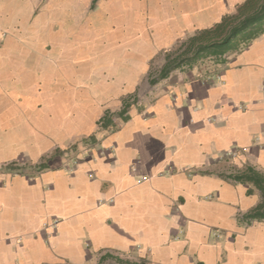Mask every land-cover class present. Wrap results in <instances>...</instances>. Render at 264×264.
Masks as SVG:
<instances>
[{
	"label": "crops",
	"instance_id": "crops-1",
	"mask_svg": "<svg viewBox=\"0 0 264 264\" xmlns=\"http://www.w3.org/2000/svg\"><path fill=\"white\" fill-rule=\"evenodd\" d=\"M156 1L102 60L79 0H0V264H264V225L239 222L259 194L233 179L264 173V36L161 77V48L217 21Z\"/></svg>",
	"mask_w": 264,
	"mask_h": 264
},
{
	"label": "trees",
	"instance_id": "trees-1",
	"mask_svg": "<svg viewBox=\"0 0 264 264\" xmlns=\"http://www.w3.org/2000/svg\"><path fill=\"white\" fill-rule=\"evenodd\" d=\"M264 35V0H242L235 6L234 14H225L208 28L195 31L168 52L160 76L165 77L172 69L191 66L200 59L211 58L215 63L224 62L230 52H239L254 40ZM175 56H170L171 53ZM235 181L250 184L247 194L254 189L259 201L244 213L241 218L246 224L252 221L264 222V173L247 167L241 174L234 176Z\"/></svg>",
	"mask_w": 264,
	"mask_h": 264
},
{
	"label": "rangeland",
	"instance_id": "rangeland-1",
	"mask_svg": "<svg viewBox=\"0 0 264 264\" xmlns=\"http://www.w3.org/2000/svg\"><path fill=\"white\" fill-rule=\"evenodd\" d=\"M203 1L205 2L204 6H203ZM241 1L242 0H193L192 3L196 4V3L202 2L201 3L202 6H199L197 4L194 6L195 10H196L195 11L196 17H199V15L196 14V13H198L199 10H202V11L205 10L202 13V15H203V17L201 18L202 20L203 19L207 20V17H209V18H215L216 21L218 22L223 15L234 14L236 4H238ZM156 2H157L156 0H118V2H115V0H79V4H80L81 9H84L86 11V14L84 17L86 19L84 21H87L90 18L91 21L89 23V28L90 29L94 28V30H95L94 32H89L88 35H90V37L96 36L95 41L93 42V44L90 45V48H91V50L94 51L95 55L97 54V58H99V59L102 58V60L107 58V54L110 53V48H111L112 41H113L114 37H116V38H120L121 36L125 37V35L120 31V29L122 27H123V30L129 29V27L126 24L127 22H131L133 20L135 21L136 18H138L139 19V25L143 24L144 28L146 30V28L149 27L150 21L153 17L152 15L154 14V16H156V14H157ZM74 3H76V0H74ZM159 3H160V5L165 7V9L169 8L168 0H159ZM84 5H85V7H84ZM64 6L67 7V5H64ZM65 7H63L60 10H57L56 13H55L54 8H51V10H50L51 14L52 15L54 14L56 16V18L53 19L55 21V28L56 29L58 28L57 27L58 23H56V20L59 17H61L63 19L65 24H66V22H68V23L70 22L68 17L71 16V14L68 10H65ZM168 12L170 13V10H168ZM205 13L207 14V17L205 16ZM66 14H68V16ZM160 14H162L160 16H163V12H160ZM172 14L173 13H170V15H172ZM157 16H158V14H157ZM179 18H183V16L179 15ZM81 21H82V18H81ZM194 21L195 20H193V23H194ZM123 25H125V26H123ZM119 27H120V29H119ZM163 27H164V24L161 22L159 25V32L160 33L162 32ZM191 27L192 26L186 27V31L181 32V34H179V32H177L176 33L177 38H176V41L174 42L175 44H173V43L167 44V45H165L164 48H161V49L162 50H168V51L175 50L176 47L181 46V44H183V42L185 40H187V38L192 36L195 33V31L205 28V27H203L200 29H196L194 31V28H191ZM168 32H171V30L168 29L166 31V34ZM139 35H140V26H139ZM141 40L144 43V47L147 46V44H146L147 40L144 37H141ZM152 48H153V42L151 43V45L148 46L147 50L149 52H151ZM120 50H121V48H115V49L111 50V52H113L115 54V53L119 52ZM161 61L159 60V62L157 63V67L161 66V63H160ZM214 78H215V76H214ZM107 117L111 118L109 115ZM109 120H111V119H109ZM109 120L106 119L104 121H101L99 123V125H105L104 122H106V121L108 122ZM108 123H111V122H108ZM89 140L90 139L88 137L86 139H84L85 142H89ZM236 151L238 152V154L241 153L240 149H238ZM226 158L228 159V157H226ZM239 219H240V221H239L240 224H246V222L244 223V220H242L243 218L240 217ZM262 224L264 225V222H262ZM215 235L218 236L217 242H221L222 244H224L225 240H224L223 236L219 237V234H215L213 232L209 235V243L215 242L216 239L213 237ZM182 237L183 236H180V241H183ZM169 239H170V237H169ZM171 239H172L171 241H173L174 238H171ZM84 247L86 248V246H84ZM218 247H220L221 252H223L224 246H218ZM194 250H196V248ZM190 256L192 257L193 263L197 264V256L196 255L193 256V254H191ZM224 256H225V253H224ZM262 261L264 262V257L262 258ZM188 262L189 261L184 260L180 263L189 264ZM203 262H204V260H203ZM65 264H67V263H65ZM117 264H123V263H117ZM198 264H200V263H198ZM204 264H207V263L204 262Z\"/></svg>",
	"mask_w": 264,
	"mask_h": 264
},
{
	"label": "bare ground",
	"instance_id": "bare-ground-1",
	"mask_svg": "<svg viewBox=\"0 0 264 264\" xmlns=\"http://www.w3.org/2000/svg\"><path fill=\"white\" fill-rule=\"evenodd\" d=\"M159 4H160V3H159ZM180 6H181V5H180ZM180 6H179V7H180ZM183 8H184V7H183ZM183 8H179V9H181V10L183 11ZM181 10H180V11H181ZM180 13H181V12H180ZM157 14H158V13H157ZM160 15H161V14H160ZM160 15H159V16H160ZM124 17H125V16H124ZM125 18H126V17H125ZM126 19H127V18H126ZM131 20H132V19H131ZM131 22H132V21H131ZM124 24H125V23H124ZM126 24H127V23H126ZM128 24H129V22H128ZM131 24H132V23H131ZM131 24H130V25H131ZM137 25H138V24H137ZM123 26H125V25H123ZM131 26H132V25H131ZM139 26H140V25H139ZM130 28H131V27H130ZM133 29H134V27L132 26V30H133ZM130 30H131V29H130ZM136 31H138V30H136ZM130 32H131V31H130ZM128 33H129V32H128ZM132 33L136 34L134 31H133ZM132 37H133V36H132ZM130 41H132V40H130ZM146 44H147V43H146ZM143 46H144V45H143ZM141 48H142V47H141ZM141 48H140V49H141ZM140 49H139V50H140ZM152 49H153V48H152ZM146 51H147V50H146ZM139 52H141V50H140ZM143 53H144V52H143ZM117 54H119V52H118ZM114 56H115V55H114ZM136 56H137V54H136ZM136 56H135V57H136ZM138 56H139V55H138ZM113 59H114V58H113ZM135 59H136V58H135ZM138 59H139V62H141V61H140V58H138ZM138 59H137V60H138ZM113 61H114V60H113ZM121 62H122V61H121ZM119 63H120V62H119ZM115 64H117V63H115ZM129 67H130V66H129ZM118 69H120V68L118 67ZM123 69H124V68H123ZM121 70H122V69H121ZM124 71H126V69H125ZM109 73H111V72H109ZM115 73H116V72H115ZM122 73H123V72H122ZM126 74H127V73H126ZM111 75H113V73H112ZM115 75L117 76V74H115ZM122 75H123V74H122ZM116 76H115V77H116ZM118 76H119V75H118ZM119 77H120V76H119ZM119 77H118V81H120V80H119ZM112 78H113V77H112ZM114 80H115V79H114ZM114 80H113V81H114ZM121 80H122V79H121ZM114 83H115V82H114ZM111 86H112V85H111ZM262 253H264V252H262Z\"/></svg>",
	"mask_w": 264,
	"mask_h": 264
},
{
	"label": "built area",
	"instance_id": "built-area-1",
	"mask_svg": "<svg viewBox=\"0 0 264 264\" xmlns=\"http://www.w3.org/2000/svg\"><path fill=\"white\" fill-rule=\"evenodd\" d=\"M226 156H231V157H236L238 156V152L236 150H231V151H227L225 152ZM55 226V222L51 224V227Z\"/></svg>",
	"mask_w": 264,
	"mask_h": 264
}]
</instances>
